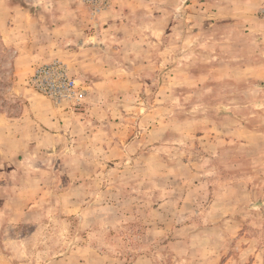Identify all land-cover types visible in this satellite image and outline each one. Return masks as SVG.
<instances>
[{
    "label": "rangeland",
    "instance_id": "rangeland-1",
    "mask_svg": "<svg viewBox=\"0 0 264 264\" xmlns=\"http://www.w3.org/2000/svg\"><path fill=\"white\" fill-rule=\"evenodd\" d=\"M234 1L0 0V264H264V8ZM52 61L72 98L30 84Z\"/></svg>",
    "mask_w": 264,
    "mask_h": 264
},
{
    "label": "built area",
    "instance_id": "built-area-1",
    "mask_svg": "<svg viewBox=\"0 0 264 264\" xmlns=\"http://www.w3.org/2000/svg\"><path fill=\"white\" fill-rule=\"evenodd\" d=\"M29 82L34 89L55 102L70 99L76 89V83L60 61L42 63L33 69Z\"/></svg>",
    "mask_w": 264,
    "mask_h": 264
},
{
    "label": "trees",
    "instance_id": "trees-1",
    "mask_svg": "<svg viewBox=\"0 0 264 264\" xmlns=\"http://www.w3.org/2000/svg\"><path fill=\"white\" fill-rule=\"evenodd\" d=\"M4 62L6 63L2 64ZM14 82V57L10 55L8 48L0 44V112L6 111L7 107L14 108L20 102V99L11 90ZM7 114L13 117L17 111Z\"/></svg>",
    "mask_w": 264,
    "mask_h": 264
},
{
    "label": "crops",
    "instance_id": "crops-1",
    "mask_svg": "<svg viewBox=\"0 0 264 264\" xmlns=\"http://www.w3.org/2000/svg\"><path fill=\"white\" fill-rule=\"evenodd\" d=\"M234 2L238 3L237 8L240 9L239 13L243 12L247 16V19H248L247 22L249 23L253 21L252 19L254 17L253 14L257 11H260L262 8H264V0H235ZM249 27H251V25ZM3 116L4 115L0 114L1 120H3L4 118Z\"/></svg>",
    "mask_w": 264,
    "mask_h": 264
}]
</instances>
